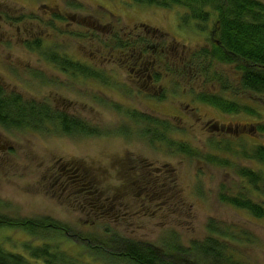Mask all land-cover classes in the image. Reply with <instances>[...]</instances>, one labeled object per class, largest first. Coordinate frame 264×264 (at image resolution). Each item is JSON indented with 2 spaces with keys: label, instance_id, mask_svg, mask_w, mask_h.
I'll list each match as a JSON object with an SVG mask.
<instances>
[{
  "label": "rangeland",
  "instance_id": "rangeland-1",
  "mask_svg": "<svg viewBox=\"0 0 264 264\" xmlns=\"http://www.w3.org/2000/svg\"><path fill=\"white\" fill-rule=\"evenodd\" d=\"M14 1L16 4L11 0H1L4 5L12 6L16 15L24 18L23 21L34 16L30 21L35 35L49 30L51 17L60 8L67 21L62 26L54 22V28L50 25V38L46 36L45 41H50V47L54 48L49 47V50L64 52V56L71 60L94 64L104 70L108 81V75L113 74L111 82L117 79L122 87L108 89L105 87L110 86L107 82L91 85L90 89L81 80L83 78L60 75L45 65L47 61L44 58L26 52L19 45L17 52L10 56L17 58L20 75L16 91L26 101L48 104L80 119L83 126L86 124L96 129L99 136L66 137L58 131L51 133L43 129L38 133L12 132L7 138L15 147V156L7 157L0 166V214L15 220L48 218L62 223L67 229L62 248L72 255L81 250L79 246L85 247L83 243L91 244L82 240L95 241V237L105 236L108 229L155 247L174 244L173 233H176L180 243L188 247L194 240L215 237L207 230L209 223L215 222L237 233L245 232L240 241L230 244L240 262L264 264V220L219 201L222 186L234 194L243 184L240 185L235 170L216 167L206 160L207 155H216L230 159L236 167L264 172V166L227 151L228 141L235 143L236 150L239 144L240 151L249 152L258 140L264 143V136L256 131L258 122L264 123V94L237 92V89L233 93L234 85H237L229 82L227 87H230L236 102L262 115L257 118L244 112L225 114L193 97L196 93H192L191 85L181 81L182 78L173 72L172 54L162 51L161 55H155L158 70L167 78L150 87L149 93L155 94L154 99L140 94L136 85L128 84V76L132 75L129 70L120 68L124 61L123 54L117 51L118 42L126 44L125 38L131 36V44L136 45L149 36L155 37L144 32V25L159 29L163 36L154 41L163 48L173 45L172 52L186 59L188 72L192 56L207 47L205 44H210L209 40H203L208 33L204 34L200 28L194 30V22L184 21L185 10L180 7L163 9L133 0ZM259 1L264 4V0ZM73 4L81 5L82 9L73 7ZM210 27L212 29L211 23ZM79 35H85V38ZM3 58L6 60L5 56ZM206 64L211 68V75L219 73L227 79L236 75V71L232 72L234 66L226 67L212 61H206ZM29 70L30 73L34 71L33 81L29 79ZM41 74L50 83L60 81L63 88L55 86L54 91L45 88ZM0 79L15 89L14 82L1 72ZM224 82L225 79L221 78L209 85L214 93H219ZM24 83L30 93L23 90ZM160 83L163 90H160ZM200 85L207 88L205 84ZM121 89L129 93L125 94ZM133 114H137L135 118ZM139 117L152 121L147 125ZM163 122L166 125L164 131L160 125ZM215 126L223 127V130L212 128ZM168 127L172 128L168 134L170 140L187 142L199 152L198 156L186 158L160 140V133L165 135ZM157 133L159 135L154 137ZM70 161L80 166L82 173L92 177L96 198L101 200L99 206L103 205V209L84 214L73 206L72 200L62 195L60 188L53 186L50 170L55 164ZM162 168L165 170L157 174ZM171 171L175 182L172 185L168 183L159 191L157 188L164 174L171 175ZM143 182L150 187L152 202L148 203L144 192L142 195L140 191L144 187ZM254 197L264 206V191H256ZM27 239L23 231L0 229V245L8 251H21L20 246Z\"/></svg>",
  "mask_w": 264,
  "mask_h": 264
},
{
  "label": "trees",
  "instance_id": "trees-1",
  "mask_svg": "<svg viewBox=\"0 0 264 264\" xmlns=\"http://www.w3.org/2000/svg\"><path fill=\"white\" fill-rule=\"evenodd\" d=\"M133 1L163 9H171L173 7L183 8L185 10L183 20L197 23V27L202 30H207L208 24L210 25L211 23L213 33L212 44L208 48L199 49V53L192 56L189 63L192 65L193 71L189 79L190 72L188 70L183 72V74H187V77L184 78L188 80L185 82L191 85L192 93H196L193 97L202 104L212 106L225 114L244 112L257 118L261 117L262 114L260 112L257 113L255 109L236 102L230 87H227L229 82H232L237 85H234L233 93L237 89V92L255 95L264 94V4L261 1ZM72 6L82 9L81 5L73 4ZM54 18L55 20H61L60 16H55ZM53 24L52 22L50 25L54 28ZM152 32L156 39L158 36H163L159 29H153ZM79 37L84 39L85 35H79ZM143 43L145 44L146 42L143 41ZM125 47V43L118 42L117 51L121 52ZM51 57L52 61L60 63V59L57 56ZM197 57L199 59L204 58L205 60L196 59ZM185 60L182 58V55H178V58L174 61V73L176 71L175 67L180 70L183 69L182 66H186ZM123 61L124 59H122ZM206 61L217 62L219 65H226V67L230 66L231 68L234 66L235 68L232 72L235 73L236 71V75L230 79L221 76L219 73L211 75L210 66H205L207 65ZM62 63L66 67L69 66L73 70H76V72L82 74L84 77H90L91 71L89 68L74 63L67 58L62 60ZM178 74H182L181 71ZM102 75L103 72L99 70L97 74L98 78L103 79ZM221 78L225 79V85L219 93H214L209 84L213 81H219ZM157 79L160 80V77ZM201 82L206 83L208 86L206 89L201 88L198 93L195 89L200 86ZM176 85L180 86L181 84L176 83ZM0 97H2L1 89ZM52 111L45 104L39 105L35 101L26 103L19 94L14 95L12 99L8 100L0 98V123L6 127L29 130L30 126H32L34 133L41 131L43 127L46 130L45 123L54 117V112ZM133 115L135 118L137 114ZM56 116H58L57 127H59L57 131L60 134L66 136L88 134L99 136L97 130H88V126L86 124L83 126V123L79 120H71L60 114ZM139 119L145 120L147 125L152 121L146 117H139ZM160 125L162 131H164L166 129L165 123L163 122ZM171 130L172 128L168 127L165 135L157 133L154 137L159 135L160 140H164L165 144L179 155L186 158L198 156L199 152L192 149L187 142L170 140L168 134ZM256 131L259 135L264 136V123L259 121ZM228 142L227 151L234 152L237 157L241 156L244 159L252 160L264 166V143L258 140L249 152L248 150L240 151L239 144H237L236 150L235 143L232 141ZM206 160L216 167L235 170L241 182L240 185L243 184L237 193L234 194L228 193L226 187L222 186L218 195L219 201L225 205L243 210L256 219L264 220V206L254 197L256 191H264L262 189L264 186L263 170L236 167L230 159H222L219 156L211 154L207 155ZM170 173L171 175L167 172L164 174L159 183L160 187L157 188L159 191L163 190L168 183L172 185L175 182L173 172L171 171ZM138 175L141 176V174ZM170 176L172 177L170 178ZM141 178H144V176L142 175ZM143 183L144 187L140 188V191H142V195L144 192L148 203L152 202L150 187H148L147 182ZM140 197L142 198L141 195ZM0 204H2L1 201ZM3 228L23 231L27 234L28 239L20 246L21 251H8L3 245H0V264H246L240 262L241 260L235 257L233 253L235 252V248L230 246L231 243L234 244L240 241L245 232L237 233V231L231 230L230 227L218 225L215 222H210L207 227L209 234L215 237H208L204 241L194 240L188 247L180 243L176 233H173V237L175 238L174 244L171 242L155 247L148 243L128 239L108 229L105 236L102 235L97 239L95 237V241L92 239H81L91 244L83 243L85 247L79 246L81 250L76 255L69 254L62 248L61 243H65L64 233L67 232V229L60 222H55L48 218L15 220L0 214V229ZM219 238H222V241ZM59 239L60 241H58ZM85 254H88L86 258L84 257Z\"/></svg>",
  "mask_w": 264,
  "mask_h": 264
},
{
  "label": "flooded vegetation",
  "instance_id": "flooded-vegetation-1",
  "mask_svg": "<svg viewBox=\"0 0 264 264\" xmlns=\"http://www.w3.org/2000/svg\"><path fill=\"white\" fill-rule=\"evenodd\" d=\"M11 2L16 4L14 0H11ZM2 7L8 8V11L5 10L6 8L1 9ZM62 13L63 11L59 8L57 13H55L54 16L51 17L52 22L53 23L55 22L59 24V26H62V24L65 23V21H67V18ZM55 16H60L61 20L59 19L55 20L54 18ZM23 19L24 18H21L20 16L16 15V10L12 6L4 5V3L1 2L0 0V72L3 76L10 78L14 82V85H15L14 86L15 89H14L10 87V85L4 84L0 79V89L2 93V97L0 98L4 100H8V99H12L14 95L19 94L16 91V87L20 85L18 83L19 81L18 79L20 75H19L18 65L16 63L17 58L12 59L10 57L17 52L19 45L23 46V49L26 52H30L35 55H38V57L40 58H44L47 61L45 65L47 67L53 68V70L59 73L60 75L69 76L70 74L71 76L77 79H80V77L83 78L81 80L85 84L87 83L86 86H88L90 89L92 88L91 85H94V84L101 85L102 83L106 84L107 82L110 84V86H105L108 89H111L110 87H115L117 89L122 87L117 79H114V83L111 82V80L113 79L111 78V76L113 77V74L108 75L109 80H110L108 81L105 78L104 70L101 68H97L94 64L92 63L85 64V63H82L81 61L71 60L68 57L64 56L66 55L64 54V52H61L59 50L50 51L49 50V47L51 46L50 41L48 43L45 41L46 36L48 37V39L50 38V31H49L51 29L50 23L48 24L49 30L46 33L44 34L41 33L42 35H35L33 27H32V21H30V20H34V16H31L30 18H28L29 21L27 20L23 21ZM72 19L74 20L75 18L72 17ZM194 25H195L194 30H196V28H198L197 23H195ZM147 26L148 25H144L143 27L144 32L147 35L149 33L153 35V32H152L153 28L147 27ZM207 27H208L207 30H201L202 32H204V34L206 32L208 33V36L205 35L206 37L205 38L203 37L204 38L203 40H209L210 44H212V41H213L212 29H210L211 27L209 24ZM209 29H210V32H208ZM132 39L133 38L131 36H128L127 38H125L126 47L122 49L120 52L123 54L122 56L124 59V63L120 66V68L126 71L129 70V73L132 75V76H128L129 78L127 79L128 84H131L132 86L136 85L138 87L137 89L140 92V94H143L147 97L154 99L156 98V96L153 93H149L150 87L161 82L163 78H167L162 74L160 70H158V66L156 65L157 57H155V55L158 53L159 55H161L162 51L165 54L166 53L172 54L171 61H172V65L174 66V61L178 58V54H175L174 52H172L173 45H171V47H166V48L160 47L161 44L158 45V43L155 42L156 41L155 37L151 38L149 36L147 38L148 40L147 39L145 40L146 42L145 44L138 43L136 45L131 44ZM210 44H205V46L207 47H203V48H208ZM50 48H54V47H50ZM170 51L172 53H170ZM58 52H61L62 54L60 55L58 54ZM4 56L6 57V60H4L3 58ZM51 56L53 57L57 56L58 59H60V63H57L56 61H52ZM65 58L73 61L74 63H77L79 65L89 68L91 71L90 77H84L82 74L76 72V70H73L71 67L69 66L66 67V65L62 63V60H64ZM186 66L185 65L184 67L182 66L183 69H180V70H178V68L175 67V70H176L175 74L177 73L176 75L180 78L183 77L181 81H187L190 77L189 76L187 80H185L184 78V77H187V74H183V72L186 70ZM189 68L192 70L193 68L192 65L189 64ZM190 69H189V72L191 75L192 71ZM99 70L103 72V75H102L103 79H100L97 76ZM179 71H181L182 74H178ZM28 76L30 77V78L28 77L30 80L32 81L35 80L34 71L30 73V70H29ZM41 76H42L41 77L42 82L44 83L43 86L45 88L53 90V91H54L55 86L58 88L59 87L63 88V85H61L60 81L57 82V84H54V82L50 83L46 76H44L43 74H41ZM158 77H160V80L157 79ZM36 79L39 81L38 78ZM167 80L170 81L169 79ZM27 84H28V81H27ZM200 84L206 85V83L204 82H201ZM201 88L202 86L200 85L197 89H195V91L199 93ZM23 90L30 93L29 92L30 90L28 89V86L26 84ZM160 90H163V86L161 85V83H160ZM121 91L123 93L128 92V90H125V89H121ZM24 100L26 103L32 102L31 100L30 101L29 100L26 101V99ZM45 105L48 106L49 109L53 110L52 112H54V115H53L54 117L52 119H49V122L47 121L45 123V129L48 132H51V133L57 132L59 128L57 127L58 126L57 124L58 116H56L57 114L58 115L60 114L61 116L62 115L66 116L70 118L71 120L80 121V119L74 118L73 116L69 115L67 112L63 110L53 109L48 104H45ZM140 115L142 114L140 113ZM87 126H88L87 128L88 130H96L94 128H90L89 125ZM212 128L217 129V130H223L222 129L223 127L220 128L219 126L218 127L215 126ZM33 129L34 128L30 126L29 130L27 129L19 130V129H15L11 127H6L0 123V166H2L5 163L7 157L10 158L12 156H15V152H16L15 147L12 145V142L9 141V138H7V136H10V134L12 132H15V130L16 131L24 130L27 132L34 133ZM43 130H44V127H43ZM73 130H75V128H73ZM229 130L230 129H228V131ZM236 134H237V130H236ZM89 136H92V135H89ZM55 165H54V169L50 170V177L52 178V180H54L53 186L55 185L57 188H60L61 192H63L62 195H65L67 199L69 198L68 200L73 201L74 203L73 206H77L79 210L84 212V214H92L91 210L94 211L96 209L104 208L103 205L99 206V203L101 202V200L96 198V190H94V182H93L92 177L87 175L86 173H82V168H80V166L76 165L72 161L63 163V164H57L56 166ZM10 169L11 168H9V170ZM163 169L165 170V168H162L157 174L161 173Z\"/></svg>",
  "mask_w": 264,
  "mask_h": 264
}]
</instances>
